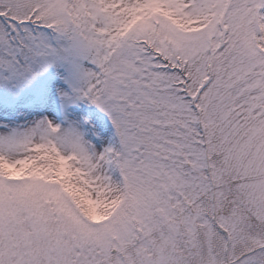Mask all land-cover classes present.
Masks as SVG:
<instances>
[{
  "label": "snow or ice",
  "instance_id": "obj_1",
  "mask_svg": "<svg viewBox=\"0 0 264 264\" xmlns=\"http://www.w3.org/2000/svg\"><path fill=\"white\" fill-rule=\"evenodd\" d=\"M0 264H264V0H0Z\"/></svg>",
  "mask_w": 264,
  "mask_h": 264
}]
</instances>
